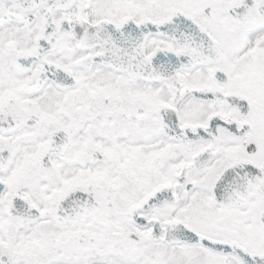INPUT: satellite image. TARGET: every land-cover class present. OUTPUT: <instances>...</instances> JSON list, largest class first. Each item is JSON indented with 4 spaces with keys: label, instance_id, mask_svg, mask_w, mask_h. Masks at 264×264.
Instances as JSON below:
<instances>
[{
    "label": "snow or ice",
    "instance_id": "obj_1",
    "mask_svg": "<svg viewBox=\"0 0 264 264\" xmlns=\"http://www.w3.org/2000/svg\"><path fill=\"white\" fill-rule=\"evenodd\" d=\"M0 264H264V0H0Z\"/></svg>",
    "mask_w": 264,
    "mask_h": 264
}]
</instances>
